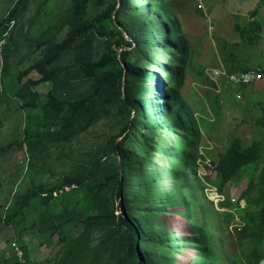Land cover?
Listing matches in <instances>:
<instances>
[{"label": "rangeland", "instance_id": "rangeland-1", "mask_svg": "<svg viewBox=\"0 0 264 264\" xmlns=\"http://www.w3.org/2000/svg\"><path fill=\"white\" fill-rule=\"evenodd\" d=\"M203 6L126 0L118 16L120 0H0V264H23L20 254L27 264H130L124 212L143 232L141 264H204L208 247L214 264L252 261L239 235L245 215L232 208L248 179L222 186L215 165L233 141L261 137L264 0ZM108 13L127 42L109 19L77 33ZM110 49L131 51L128 72L122 86L98 89L106 73L91 77L86 66ZM219 65L259 69L263 79L214 81L209 69ZM50 92L87 106L61 135L25 138Z\"/></svg>", "mask_w": 264, "mask_h": 264}, {"label": "trees", "instance_id": "trees-1", "mask_svg": "<svg viewBox=\"0 0 264 264\" xmlns=\"http://www.w3.org/2000/svg\"><path fill=\"white\" fill-rule=\"evenodd\" d=\"M99 1L102 2L103 0ZM120 3L121 9L118 12V16L121 11L124 10L126 0H120ZM86 10L85 1L77 3L74 7V15L81 18L86 14ZM108 19L118 30L116 34L123 36V30L116 23L111 13L88 22L87 24L81 25L78 28L77 33L82 35L98 26L97 24L105 23ZM129 33L131 36H134L133 32L129 31ZM122 38L123 41L127 42L124 36ZM145 42L148 46H154L152 38L145 39ZM129 45L132 44L129 43ZM130 55L131 51L128 50H123L121 52L120 50L110 49L102 56L100 61L87 65L86 73L91 77H94L100 72L106 73L105 77L97 80L98 89H101L106 84H110L112 87H115V84L118 83L119 86H122L123 80L126 78V72H128L124 63ZM115 69L116 71L113 72ZM248 70L249 68L244 69L241 72ZM118 94L121 95L122 92L119 91ZM128 95L129 94H127V97L129 98ZM86 106L87 102L85 100H60L53 92H50L49 100L42 108V114L27 118L25 138L29 137L32 131H34V135L41 133L56 134L58 136L61 135L65 128L76 121L83 110H85ZM26 107L30 109L39 108L36 102H30L26 104ZM177 111L181 110L178 109ZM128 112L131 113L130 108L128 109ZM62 114H64L63 117H61ZM185 119L188 121L187 118ZM260 124L262 126L260 140L253 141L247 147H244L239 139L233 141L230 143L226 152L217 159V164L215 165V173L222 186L238 182L243 178L248 179V186L246 190L241 195L238 204L232 207L238 215H241V213L245 215L243 217L244 226L241 228L239 235L241 236L242 244L245 246L248 244V249L250 248L251 251L252 261H248L247 264H262L264 260V115L261 118ZM133 126L134 120H131L125 130L130 128L132 129ZM30 139L31 138H28V140ZM22 140L23 139L12 143L10 148L23 145ZM121 145V142H115V144H113L115 153H120ZM7 150L8 149L2 151L1 149L0 154ZM188 171L192 172V168L189 167ZM26 200L27 198H24L23 202L25 203ZM240 201L244 202L243 206L240 205ZM222 207L227 208L230 206L222 205ZM18 212L19 211H16L14 215L16 216ZM124 213L125 214L121 215V219L131 235L129 240L131 247L130 264H141L139 243L143 232L142 229L138 228L135 220H130L131 218H128L126 215L127 213ZM230 217L233 219L234 216ZM99 220H103V217L100 216ZM192 235H195L197 236V239H200L198 238L200 237V233L198 231H194ZM202 253H204V258L206 259L205 262L208 264H214L215 254L213 250H209L208 247L203 249ZM24 260L27 262L25 257Z\"/></svg>", "mask_w": 264, "mask_h": 264}, {"label": "built area", "instance_id": "built-area-1", "mask_svg": "<svg viewBox=\"0 0 264 264\" xmlns=\"http://www.w3.org/2000/svg\"><path fill=\"white\" fill-rule=\"evenodd\" d=\"M199 9L203 8V0H195ZM210 78H212L214 81H217L218 79L224 77L225 80H227V83L234 86H248L257 84L263 79V73L259 69H250L248 71L242 72L235 75H229L225 70L220 71L218 69L211 70V73L209 74ZM19 262L23 264H27L23 258V256L19 255Z\"/></svg>", "mask_w": 264, "mask_h": 264}, {"label": "crops", "instance_id": "crops-1", "mask_svg": "<svg viewBox=\"0 0 264 264\" xmlns=\"http://www.w3.org/2000/svg\"><path fill=\"white\" fill-rule=\"evenodd\" d=\"M194 1H195V0H194ZM195 4H196V6L198 7L196 1H195ZM203 8H204V9H202V11H205V6H203ZM212 29H213V25L209 22V27H208L209 33L212 32ZM224 68H225V67L219 65V66H217V68L209 69V71H211V70H216V69H218V70H220V71H224V70H225L229 75H235V76H237L238 74L242 73V72H239V73H230L226 68H225V69H224ZM251 68H252V67H251ZM221 79H224V81L227 83V80H225L224 77H222V78H220V79H218V80H221ZM248 86H250V85H248Z\"/></svg>", "mask_w": 264, "mask_h": 264}]
</instances>
